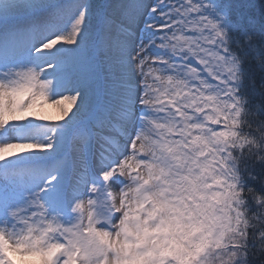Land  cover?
I'll return each instance as SVG.
<instances>
[{
  "label": "snow or ice",
  "instance_id": "1",
  "mask_svg": "<svg viewBox=\"0 0 264 264\" xmlns=\"http://www.w3.org/2000/svg\"><path fill=\"white\" fill-rule=\"evenodd\" d=\"M0 264H264V0H0Z\"/></svg>",
  "mask_w": 264,
  "mask_h": 264
},
{
  "label": "bare ground",
  "instance_id": "2",
  "mask_svg": "<svg viewBox=\"0 0 264 264\" xmlns=\"http://www.w3.org/2000/svg\"><path fill=\"white\" fill-rule=\"evenodd\" d=\"M48 112H49V114L55 115V110L54 109H49Z\"/></svg>",
  "mask_w": 264,
  "mask_h": 264
}]
</instances>
